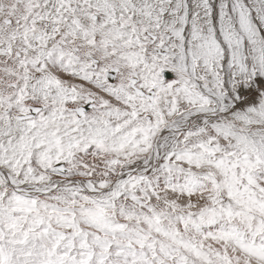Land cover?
<instances>
[{"label": "snow or ice", "instance_id": "1", "mask_svg": "<svg viewBox=\"0 0 264 264\" xmlns=\"http://www.w3.org/2000/svg\"><path fill=\"white\" fill-rule=\"evenodd\" d=\"M0 264H264V0H0Z\"/></svg>", "mask_w": 264, "mask_h": 264}]
</instances>
